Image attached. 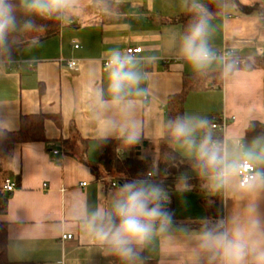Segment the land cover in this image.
I'll return each instance as SVG.
<instances>
[{
	"label": "crops",
	"instance_id": "obj_1",
	"mask_svg": "<svg viewBox=\"0 0 264 264\" xmlns=\"http://www.w3.org/2000/svg\"><path fill=\"white\" fill-rule=\"evenodd\" d=\"M23 3V0H21ZM210 0H68L61 10L62 29L57 37L25 47L11 62L0 54V128L19 129L21 116L43 113L59 115L62 127L47 121L51 143L18 145L14 148L11 171L16 191L8 211L0 215L7 223L8 259L12 263L34 264H126L87 230L85 218L98 209L108 210L117 198L126 196L109 179L97 180L91 169L68 155L97 160V142L125 139L121 126L126 118L116 105L104 108L100 100H111L109 71L103 61L113 50L127 54L141 48L139 68L147 73L140 84L146 89L131 119L138 125L139 139L158 141L166 133L170 97L182 91L183 77L195 70L180 54L181 25L171 19L184 14L188 4L204 5ZM222 12L208 19V44L212 51L232 49L242 59L253 61L264 50V15L245 14L237 4L254 7L264 0H234ZM24 5V3H23ZM79 48L75 49L74 45ZM155 57L154 62L149 58ZM76 60L79 70L71 71L65 61ZM224 67L220 61L206 69ZM201 71V70H200ZM226 113L233 116L224 133V146L231 152L247 148L252 122L264 125V71L237 70L226 76L223 88L191 93L185 115L210 120ZM72 126L82 140L72 137ZM205 129L198 134L202 137ZM60 155L53 156L54 149ZM183 158H196L177 141ZM187 177V188L183 177ZM86 184V186H83ZM151 186V185H146ZM175 208V219L160 231L157 222L152 238L137 248L157 264H220L219 258L200 247L205 227L223 222L222 229L242 228L249 240L264 248V190L244 191L239 178L217 187L212 175L199 176L195 169L184 172L173 189L162 193ZM216 205V207H215ZM259 221V227L255 222ZM118 222V221H117ZM72 235L70 241L62 236ZM134 264H143L136 259ZM251 264V257H249Z\"/></svg>",
	"mask_w": 264,
	"mask_h": 264
},
{
	"label": "clouds",
	"instance_id": "obj_2",
	"mask_svg": "<svg viewBox=\"0 0 264 264\" xmlns=\"http://www.w3.org/2000/svg\"><path fill=\"white\" fill-rule=\"evenodd\" d=\"M23 3L29 13L51 16L65 8L68 0H23ZM192 7L198 18L183 36L180 54L195 70L200 71L208 68L218 57L208 44L207 9L197 3H193ZM15 26L13 5L8 0H0V44ZM32 26L31 21L25 24V28ZM155 59L149 58L150 62ZM139 64L140 61L132 55L111 51L108 54L111 100H100L101 107H119L126 118L121 132L129 145L139 140L138 125L131 119L138 101L129 97H142L147 92L140 88V84L147 79V73L141 71ZM234 67V63H226L224 71L230 72ZM207 125L205 119L185 115L169 121L168 128L172 137L187 152L195 154L202 172H211L217 187L234 183L240 170L247 167L250 171L243 190H264V136L255 138L247 148L238 146L229 152L208 132L197 139ZM187 180L186 176L183 177L184 188L188 186ZM122 191L126 196L115 199L110 209H98L86 217L85 224L99 243L106 245L126 264H134L138 258L137 248L152 238L157 222L160 224L159 230L164 231L166 225L171 223V215L163 210L161 200L166 202L167 197L163 196L158 186L133 181L125 184ZM222 226L221 221L213 227H205L200 237L203 250L211 253L213 259L219 258L220 264H249V257L251 264H264V248L253 244L244 229L221 230ZM255 226L259 227V221L255 222Z\"/></svg>",
	"mask_w": 264,
	"mask_h": 264
},
{
	"label": "trees",
	"instance_id": "obj_3",
	"mask_svg": "<svg viewBox=\"0 0 264 264\" xmlns=\"http://www.w3.org/2000/svg\"><path fill=\"white\" fill-rule=\"evenodd\" d=\"M102 0H93L96 4ZM13 5V14L16 18L15 29L8 32L3 44H0V54L5 62L13 61L16 56L28 46L36 45L57 37L62 29L61 11L51 16H39L26 11L21 0H8ZM235 3L234 0H210L203 7L207 9L209 18L217 17L223 10L224 5ZM193 3H189L187 11L171 19L172 23L181 25L182 33L185 35L196 19L197 12L193 10ZM239 10L245 14L260 13L264 15V4L254 7H243L237 4ZM31 21L33 26L25 28V24ZM234 59L228 63H234L235 67L230 72H225L224 67L217 69L201 70L183 77L182 91L170 97L168 104V121L166 133L158 141L139 139L137 143L129 145L125 139H106L97 142V160L95 162L87 159V154L78 156L73 154L70 148L67 154L85 163L97 180L113 178L118 183L117 189L122 191L123 186L133 181H144L145 185L158 186L162 193L173 189L174 183L184 172L195 169L199 176L212 175L210 171H203L199 167L197 158H183L175 149L177 142L168 128L169 121L177 117L185 116V105L191 93H201L212 89H222L226 76L237 70L252 71L262 69L264 71V57H258L253 61ZM53 121L58 127H62V118L58 115H46L43 113L21 116L19 129L8 131L0 128V215L8 211V204L12 193L4 191V183L13 178L11 162L14 148L18 145L33 143H51L47 137L46 123ZM213 118L208 120L205 131L212 125ZM69 140H60L64 145L69 141L80 140L85 146L88 142L82 140L78 132L73 129ZM213 139L220 144L223 136L216 132L212 134ZM264 136V125L252 122L246 130L247 138ZM123 192V191H122ZM124 193V192H123ZM126 195V193H124ZM152 205H150L151 207ZM216 207V205H215ZM175 219V208L171 202L163 207ZM214 224L209 227H213ZM8 224L0 223V264H34V263H12L8 259ZM221 230H223L221 228ZM143 264H157L156 261L145 259L143 256L137 258Z\"/></svg>",
	"mask_w": 264,
	"mask_h": 264
},
{
	"label": "built area",
	"instance_id": "obj_4",
	"mask_svg": "<svg viewBox=\"0 0 264 264\" xmlns=\"http://www.w3.org/2000/svg\"><path fill=\"white\" fill-rule=\"evenodd\" d=\"M75 49H78L79 46L76 44L74 45ZM142 52L141 48H128L127 49V54L132 55L134 57H137V55H139ZM218 59L215 61H220L223 63V65H225L226 63L234 60V59H238L239 57L235 54L234 50L232 49H224L221 51H215ZM261 57H264V50L261 51ZM240 63H244V60L241 58L239 59ZM66 64V66L68 67L69 70L71 71H78L79 70V62L76 60H70V61H65L64 62ZM103 67L104 69H109V65H108V60H104L103 61ZM235 120V118L233 116H228L226 113H223L219 116H215L213 118V123L210 126V131L212 134L219 132L222 136H223V142H222V146H224V133L226 131V128L228 127V125L233 122ZM215 140V139H214ZM53 156L56 158L58 155H60V150L54 149L52 151ZM249 169L247 167L243 168L240 170L239 174H238V178H239V185L241 188H243L244 184L246 183L248 174H249ZM110 180L112 181V186L113 187H117L118 183L116 182L115 179L110 178ZM83 186H86V184H83ZM16 183L12 180V179H7L4 183V191L6 193H14L16 191ZM73 239L72 235H64L62 236V241L66 242V241H70Z\"/></svg>",
	"mask_w": 264,
	"mask_h": 264
},
{
	"label": "water",
	"instance_id": "obj_5",
	"mask_svg": "<svg viewBox=\"0 0 264 264\" xmlns=\"http://www.w3.org/2000/svg\"><path fill=\"white\" fill-rule=\"evenodd\" d=\"M163 207H167V204L164 201H161Z\"/></svg>",
	"mask_w": 264,
	"mask_h": 264
},
{
	"label": "rangeland",
	"instance_id": "obj_6",
	"mask_svg": "<svg viewBox=\"0 0 264 264\" xmlns=\"http://www.w3.org/2000/svg\"><path fill=\"white\" fill-rule=\"evenodd\" d=\"M161 201H163V200H161Z\"/></svg>",
	"mask_w": 264,
	"mask_h": 264
}]
</instances>
